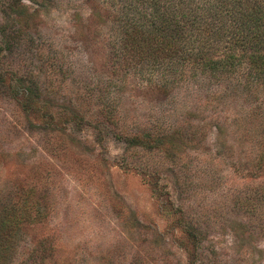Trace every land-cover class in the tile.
I'll use <instances>...</instances> for the list:
<instances>
[{
	"label": "rangeland",
	"instance_id": "1",
	"mask_svg": "<svg viewBox=\"0 0 264 264\" xmlns=\"http://www.w3.org/2000/svg\"><path fill=\"white\" fill-rule=\"evenodd\" d=\"M21 2L0 36L7 264H264V80L220 60L254 48L264 0ZM177 21L154 57L141 31Z\"/></svg>",
	"mask_w": 264,
	"mask_h": 264
},
{
	"label": "trees",
	"instance_id": "2",
	"mask_svg": "<svg viewBox=\"0 0 264 264\" xmlns=\"http://www.w3.org/2000/svg\"><path fill=\"white\" fill-rule=\"evenodd\" d=\"M21 1L22 0H0V14L3 18L1 19L2 23L0 24V36H1V39L3 40L2 42L5 43V46L9 45L10 43L9 42L10 36L8 35V33L12 25H14L15 22H20V20L23 22L24 19L28 17V13H29L28 6L24 5ZM27 1H29L32 4H35L36 6L43 7L44 5L43 3L46 0H27ZM223 1L225 0H222V2ZM200 7L202 10L205 8L203 5H201ZM183 10L185 11L186 8H183ZM263 17L264 16L262 15V12L259 11L258 14L254 13L250 17L252 19L248 20L249 21L248 24H252L253 27L255 26V28H252V32L253 30L255 31V33L253 32L254 36L252 37L253 39H255L253 49L236 51L234 48L227 47L228 49H226V52L221 53V59H220L221 60V75L234 73V70L236 69V67L244 64L245 62L247 64V69L249 72V76L251 78L257 81L264 80V18ZM236 20H239V21L235 22L234 26L238 29V31H241L242 29H245V27H247L243 23L244 22L243 20H240V19H236ZM8 21L12 22V25L7 24ZM180 27H181L180 22L177 21L176 25L170 28L171 30H169V32L171 34H169V36H166L164 34V31L166 29L168 30V28H166V26H164L163 24L160 27L155 28L153 32H151V30L141 31V33L143 34L146 32L148 34L147 37L151 38L152 40L156 42V48L154 49H156L157 54H155L154 57L159 56V54L165 55L167 53L168 46H172L171 48L173 49V45L170 43L171 39L167 37H172V38L178 37L179 39V37L181 36ZM233 34H236V32ZM231 39L229 40L230 41L229 44L233 43ZM2 50L3 49L0 46V51ZM175 54H176V50H175L174 55ZM203 56L205 55L203 54ZM196 57H198L197 54H196ZM203 60L207 61L206 62L207 64L205 65L213 64L217 62V61L209 60L208 56L203 58ZM262 146L264 147V137H263ZM260 158H262V160L259 159L258 162L262 163V161L264 160V152L263 154H261ZM12 216L15 217L14 215ZM19 218H20V215L18 218L17 217L12 218V224L16 225L15 219H17V222H18ZM2 234L3 232H0V237ZM32 252H33V249L31 253ZM9 253H11L9 246L0 242V264H7V259L5 257L8 256ZM28 260H30L29 257L24 258L18 264H28Z\"/></svg>",
	"mask_w": 264,
	"mask_h": 264
}]
</instances>
